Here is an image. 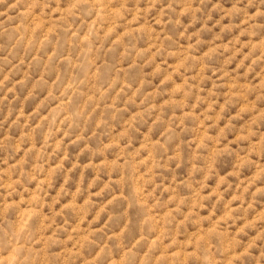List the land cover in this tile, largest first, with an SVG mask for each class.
Returning a JSON list of instances; mask_svg holds the SVG:
<instances>
[{
  "label": "rangeland",
  "instance_id": "rangeland-1",
  "mask_svg": "<svg viewBox=\"0 0 264 264\" xmlns=\"http://www.w3.org/2000/svg\"><path fill=\"white\" fill-rule=\"evenodd\" d=\"M0 264H264V0H0Z\"/></svg>",
  "mask_w": 264,
  "mask_h": 264
}]
</instances>
